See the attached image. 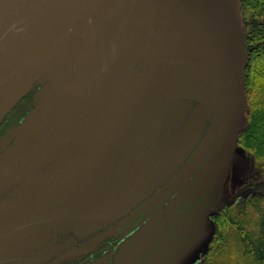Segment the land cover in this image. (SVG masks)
Segmentation results:
<instances>
[{"label": "water", "instance_id": "obj_1", "mask_svg": "<svg viewBox=\"0 0 264 264\" xmlns=\"http://www.w3.org/2000/svg\"><path fill=\"white\" fill-rule=\"evenodd\" d=\"M244 46L241 0H0V123L45 80L21 140L73 133L42 194L4 199L0 208L83 194L100 218L145 183L148 141L167 106L193 101L166 165L179 161L205 122L210 130L176 174L124 219L160 212L127 254L136 264H175L200 235L226 178L243 115ZM15 145L0 160L20 168L29 158ZM180 191L198 217L187 241L168 242L158 236L164 204Z\"/></svg>", "mask_w": 264, "mask_h": 264}, {"label": "flooded vegetation", "instance_id": "obj_2", "mask_svg": "<svg viewBox=\"0 0 264 264\" xmlns=\"http://www.w3.org/2000/svg\"><path fill=\"white\" fill-rule=\"evenodd\" d=\"M44 83L45 80L35 83L6 114L0 123V140L7 133L9 134L11 128L19 124V121H12V115L17 114L20 107L24 108L22 112L26 115L33 107L36 98L34 92H37ZM16 107L19 108L13 111ZM35 115L36 110L30 112L32 120ZM10 141L12 144L15 142L14 138ZM35 144L31 142V139L28 141L24 139L20 140L19 144L16 143L15 146L21 150L33 151ZM10 146L13 145L8 147ZM193 151L183 160L182 165L189 159ZM11 154L13 156L15 153ZM40 167L47 168L42 165ZM22 170L14 164H9L7 159L0 160V201L25 195L8 194L6 191L1 193V190L10 185V182ZM175 173L176 170L166 178L165 182ZM47 180L41 184L38 190L27 195L33 198L41 195ZM180 193L181 191L178 193L179 195L176 194V197L173 195L164 205L162 220L165 221V225L158 236L165 237L168 242L188 240L193 233V223L198 217L196 209L191 207V201L182 202V199H179ZM92 203L89 197L78 194L73 198L52 199L37 207L0 208V264H136L135 261H130V256L127 254L132 241L150 224L161 219L160 212H153L148 217L144 213H139L129 222H124L125 215L115 219L112 224L105 225L104 223L96 228V225L90 224L97 212L94 211ZM75 206L77 208H74ZM102 209H107V207L100 210ZM88 212L90 214L83 216L82 223L80 221L81 214L87 215ZM92 214L94 215L92 216ZM94 228L96 229L91 231ZM151 241L153 245L156 244V223ZM164 260L167 262L169 258L164 255ZM136 261L137 264H144L138 259Z\"/></svg>", "mask_w": 264, "mask_h": 264}, {"label": "rangeland", "instance_id": "obj_3", "mask_svg": "<svg viewBox=\"0 0 264 264\" xmlns=\"http://www.w3.org/2000/svg\"><path fill=\"white\" fill-rule=\"evenodd\" d=\"M245 14L247 17H250L252 12L250 10H246ZM241 23L245 35L244 15L242 13V9ZM260 72L261 74H264V69H261ZM38 91L34 92L35 96L37 95ZM19 107L14 108L13 111L18 109ZM192 107L193 104L188 100H176L167 106V108L158 119V122L154 127L152 136L148 141L145 154V164L148 176L145 183L143 184V186H141L134 197L126 200L125 202L112 205L111 208L106 211L108 213L102 214L100 215V218L90 221V224L96 225V228H99L100 226L98 225H100L102 221L105 223V225H109L112 224L115 219L117 220L118 218L127 215L135 206L141 203L149 195L154 193L156 189L166 180V178L180 166L182 159H184L186 155H184L179 161H177V163L171 166L166 165V158L169 154L171 146L176 142L180 130L187 120ZM23 109V107H20L18 109V113L12 115V121H19V124L16 126L19 127L17 129H15L16 127L11 128L12 130L9 132V134L7 133L5 136H3L4 138L0 140V159L7 155V153L4 154L5 152H2L1 149L8 148L9 145H14L16 144V142L19 144L21 138L31 125L30 112H32L33 110H37L36 102L35 104L33 103V107L26 115L24 112H22ZM208 130V126H202V129L195 141L192 143V146L196 145V143L203 137L204 134L208 132ZM22 131L24 132L22 133ZM12 138H14L15 141L13 142V144L10 141V139ZM72 140V132H61L44 139V141L38 142L33 147V151L24 150V157L29 159L25 160V162L20 166V168H22L23 170L18 176H16L13 181L10 182V188L8 191L11 193H17V195H27L32 193L33 191L38 190V188L45 180H49L52 170L57 167L60 160L69 152V150L71 149ZM189 150L186 152V154H188ZM237 153V169L234 167V161L231 158L227 176L221 189V193L217 198V202L214 205L209 204V206L211 207H209L210 213L206 214V216L200 223L201 234H194L195 237H193V241L195 240V242L182 254L181 258H179V260H177L175 264H202L204 262V254H206L210 239L214 234V222L210 218V215L214 212V209H217L223 203L227 204L230 201L235 200L237 197L238 202L240 203V195H244L243 198L241 197L242 199L247 200L249 198L248 192L243 193V190L246 191V188L242 187V181H244V178L246 177L243 176V173L246 170V156L244 152H241L240 154ZM236 155L234 154V156ZM232 161L233 169L235 170V172H237V175H234V171H232ZM40 165L46 166L47 168H41ZM74 208H77V206H75ZM239 209L244 208L239 205L237 210ZM247 209L250 212H253L255 210L251 203L247 206ZM98 210L101 211L100 209ZM89 214L90 212H88L87 215L81 214L82 217L80 218V221L83 223V216H88ZM93 215L94 214H92V216ZM96 228L92 229L91 231L95 230ZM234 257L237 256L232 254V251H226L219 257L218 263L229 264L230 260Z\"/></svg>", "mask_w": 264, "mask_h": 264}, {"label": "trees", "instance_id": "obj_4", "mask_svg": "<svg viewBox=\"0 0 264 264\" xmlns=\"http://www.w3.org/2000/svg\"><path fill=\"white\" fill-rule=\"evenodd\" d=\"M241 9L247 65L243 117L234 154L244 152L246 156L243 173L246 177L242 187L246 188L243 193L248 192L249 198L242 199L244 195H240V203L237 197L214 209L210 215L214 222V234L202 264H217L226 251H232L237 256L229 264H264V74L260 72L264 69V0H241ZM246 10L252 12L250 17L246 16ZM236 157L233 161L237 169ZM233 161L232 171L237 175ZM250 203L255 209L253 212L247 209ZM239 205L244 209L237 210Z\"/></svg>", "mask_w": 264, "mask_h": 264}]
</instances>
